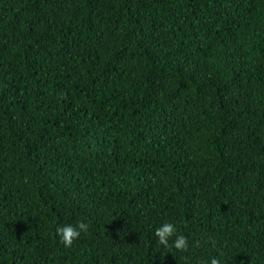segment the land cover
Masks as SVG:
<instances>
[{"label": "trees", "instance_id": "obj_1", "mask_svg": "<svg viewBox=\"0 0 264 264\" xmlns=\"http://www.w3.org/2000/svg\"><path fill=\"white\" fill-rule=\"evenodd\" d=\"M214 257L264 264V0H0V264Z\"/></svg>", "mask_w": 264, "mask_h": 264}, {"label": "clouds", "instance_id": "obj_2", "mask_svg": "<svg viewBox=\"0 0 264 264\" xmlns=\"http://www.w3.org/2000/svg\"><path fill=\"white\" fill-rule=\"evenodd\" d=\"M88 224L83 220L77 222L76 225H64L58 227L56 232L60 237V243L65 247L70 248L73 242L80 238L81 233L88 232ZM176 227L172 223L165 222L162 226L158 227L155 231V236L158 238L157 242L160 245L167 247L169 245V239L175 235L173 241L174 247L180 251H187L189 248V240L184 235H176ZM196 246H200V242L196 241ZM211 264H221L218 258H213Z\"/></svg>", "mask_w": 264, "mask_h": 264}]
</instances>
